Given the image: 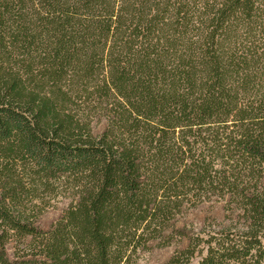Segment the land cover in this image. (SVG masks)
<instances>
[{"label": "trees", "instance_id": "16d2710c", "mask_svg": "<svg viewBox=\"0 0 264 264\" xmlns=\"http://www.w3.org/2000/svg\"><path fill=\"white\" fill-rule=\"evenodd\" d=\"M213 198L227 223L175 226ZM170 228L163 264H264V0H0V264H133Z\"/></svg>", "mask_w": 264, "mask_h": 264}, {"label": "rangeland", "instance_id": "374dc122", "mask_svg": "<svg viewBox=\"0 0 264 264\" xmlns=\"http://www.w3.org/2000/svg\"><path fill=\"white\" fill-rule=\"evenodd\" d=\"M106 124L105 119L98 121L94 129L100 131ZM70 197L61 195L55 200L54 204L48 207L39 217L37 223L42 227H48L61 214L63 209L69 204ZM215 222L218 226L227 223L228 219L225 216V200L213 198L205 200L199 205L188 209L186 212L178 216L175 226L178 228H185L188 232L198 231L205 224ZM170 239H154L151 241V247L141 253L140 257L133 264H163L173 252L179 248L184 247L188 243L186 236L179 237L174 229ZM170 236V235H169ZM169 240V241H168ZM166 242V243H164ZM198 256L193 259V263L198 260Z\"/></svg>", "mask_w": 264, "mask_h": 264}]
</instances>
